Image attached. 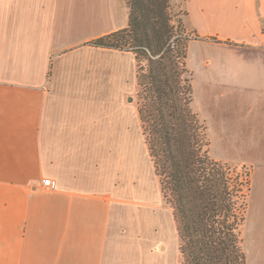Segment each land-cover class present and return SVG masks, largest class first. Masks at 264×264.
Masks as SVG:
<instances>
[{"label": "crops", "instance_id": "1", "mask_svg": "<svg viewBox=\"0 0 264 264\" xmlns=\"http://www.w3.org/2000/svg\"><path fill=\"white\" fill-rule=\"evenodd\" d=\"M184 7L218 133L254 153L238 163L264 180V0ZM127 22L126 0H0V264H169L149 239L147 182L127 193L135 57L90 44Z\"/></svg>", "mask_w": 264, "mask_h": 264}, {"label": "trees", "instance_id": "2", "mask_svg": "<svg viewBox=\"0 0 264 264\" xmlns=\"http://www.w3.org/2000/svg\"><path fill=\"white\" fill-rule=\"evenodd\" d=\"M126 2V28L90 44L135 57L141 133L173 209L181 264H247L242 229L249 179L211 157L207 128L192 109L185 0L176 21L169 0Z\"/></svg>", "mask_w": 264, "mask_h": 264}, {"label": "rangeland", "instance_id": "3", "mask_svg": "<svg viewBox=\"0 0 264 264\" xmlns=\"http://www.w3.org/2000/svg\"><path fill=\"white\" fill-rule=\"evenodd\" d=\"M168 5L173 20L176 21L178 19H183L182 0H169ZM186 64L192 76V109L197 113L199 118L204 121L207 128L208 136L210 138L211 157L224 161L226 160V162H219L227 165L231 170H234L237 173L248 176L250 190L247 195V210L242 229L243 246L246 253L247 264H264V258L260 249L261 239L264 236V180L261 171L256 167L251 183L252 167L250 165H241L238 163V161L244 158V154H251L254 158V153L239 148L238 144H242L238 140L239 138L234 139L235 141L233 140L231 143H227V137L219 135V120L218 115L216 114L219 97L216 91V93L213 94L208 92V89L215 83H212L210 86L206 76L208 66L206 65V57L195 44H188ZM131 84L132 83H129V86ZM128 101L129 107L135 108L137 112L139 106V89L137 83H135L133 89L129 93ZM138 125V141H132L131 139L133 137L130 136L128 141L127 193L129 196H135L136 193L139 196V180L140 178H144L145 184L147 182V185L149 186L150 196L153 197L154 200V203H151L153 204L152 212L154 218H159V226H155L153 231L149 234L152 246L160 253V255H165L166 259L170 260L169 264H181V256L179 253L180 242L177 226L173 217V209L160 192L158 178L155 176L153 165L148 156L147 148L142 137L139 119ZM154 181L156 182L157 187L155 186ZM260 218H262V221Z\"/></svg>", "mask_w": 264, "mask_h": 264}, {"label": "built area", "instance_id": "4", "mask_svg": "<svg viewBox=\"0 0 264 264\" xmlns=\"http://www.w3.org/2000/svg\"><path fill=\"white\" fill-rule=\"evenodd\" d=\"M42 186L46 190H52L53 189V184H52L50 179H43Z\"/></svg>", "mask_w": 264, "mask_h": 264}, {"label": "water", "instance_id": "5", "mask_svg": "<svg viewBox=\"0 0 264 264\" xmlns=\"http://www.w3.org/2000/svg\"><path fill=\"white\" fill-rule=\"evenodd\" d=\"M129 100H130V98H129Z\"/></svg>", "mask_w": 264, "mask_h": 264}]
</instances>
